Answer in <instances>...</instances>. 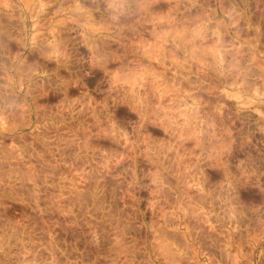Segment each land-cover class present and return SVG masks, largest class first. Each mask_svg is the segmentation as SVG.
<instances>
[{"label":"rangeland","instance_id":"obj_1","mask_svg":"<svg viewBox=\"0 0 264 264\" xmlns=\"http://www.w3.org/2000/svg\"><path fill=\"white\" fill-rule=\"evenodd\" d=\"M0 264H264V0H0Z\"/></svg>","mask_w":264,"mask_h":264}]
</instances>
